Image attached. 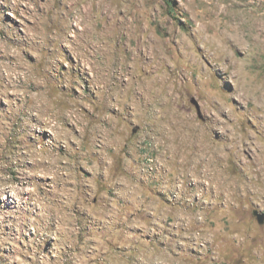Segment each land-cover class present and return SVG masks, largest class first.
I'll return each instance as SVG.
<instances>
[{"label": "rangeland", "instance_id": "obj_1", "mask_svg": "<svg viewBox=\"0 0 264 264\" xmlns=\"http://www.w3.org/2000/svg\"><path fill=\"white\" fill-rule=\"evenodd\" d=\"M0 264H264V0H0Z\"/></svg>", "mask_w": 264, "mask_h": 264}, {"label": "water", "instance_id": "obj_2", "mask_svg": "<svg viewBox=\"0 0 264 264\" xmlns=\"http://www.w3.org/2000/svg\"><path fill=\"white\" fill-rule=\"evenodd\" d=\"M136 130H137V129H133V133H135V132H136Z\"/></svg>", "mask_w": 264, "mask_h": 264}]
</instances>
